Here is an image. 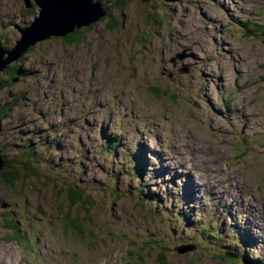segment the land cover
Returning a JSON list of instances; mask_svg holds the SVG:
<instances>
[{
  "label": "rangeland",
  "instance_id": "374dc122",
  "mask_svg": "<svg viewBox=\"0 0 264 264\" xmlns=\"http://www.w3.org/2000/svg\"><path fill=\"white\" fill-rule=\"evenodd\" d=\"M100 1L115 30L9 64L0 153L38 175L0 177V264H264V0ZM34 5L0 0L4 48Z\"/></svg>",
  "mask_w": 264,
  "mask_h": 264
},
{
  "label": "water",
  "instance_id": "95a60500",
  "mask_svg": "<svg viewBox=\"0 0 264 264\" xmlns=\"http://www.w3.org/2000/svg\"><path fill=\"white\" fill-rule=\"evenodd\" d=\"M24 8H31L34 3L39 7L38 15L29 26L12 27L20 33V39L11 49L0 43V73L11 61L17 60L28 50L30 45L50 37H63L75 29L88 27L107 15V9L100 0H22ZM150 0H142L148 2ZM1 88V86H0ZM4 166V157L0 154V169ZM177 248L179 254L186 252Z\"/></svg>",
  "mask_w": 264,
  "mask_h": 264
},
{
  "label": "trees",
  "instance_id": "16d2710c",
  "mask_svg": "<svg viewBox=\"0 0 264 264\" xmlns=\"http://www.w3.org/2000/svg\"><path fill=\"white\" fill-rule=\"evenodd\" d=\"M34 6H36V5H34ZM32 9H33L32 10L33 15H35L34 11H36V9L35 8H32ZM107 18H109V22H108L109 28L112 30H115V27H117V24L115 22V19L112 18V16H110L109 14L100 18L97 22H103ZM147 18L148 19H146V20H148L151 27L156 26V24L159 25L160 23L158 21L161 22V19H159V18L156 19L154 16L151 17L149 15ZM97 22L89 25L88 27H81L80 29H75L73 32L68 33L66 36L57 37V38H59L62 41V43L65 47H71L74 45L81 44L82 41L85 39L87 33L92 28V26L96 25ZM9 49H10V47H9ZM28 49H29V51L26 52L27 55L30 53H33L35 50V47L31 46ZM25 60H27V56H25V55L21 56L19 59L20 62H24ZM7 67H8V65H7ZM4 70L5 71H3V73L7 72V76L5 77L7 79H4V81L1 82V87H3V86L5 87V86H7V84H11L13 82L12 80H13V78H15V76L16 77L22 76L23 79H25L27 77L26 75H24L26 73V71L23 70V68L20 64H17L14 66H12V64H11V65H9V67L7 69L5 68ZM12 104L13 103L7 104L6 106H3L0 108V121L1 122L4 119L10 117V115L13 113L14 106ZM111 145H113V142H111ZM115 145H117V143H115ZM0 152H1V150H0ZM141 161L142 162L138 163V165L140 167L139 172H140V170H144L146 160H141ZM39 168H42V166H40ZM134 169H135V166H134ZM33 175H38V174L36 173L34 168L31 166V164H29V163H24V165L12 164L10 161H8L6 158H4V166L0 169V177L7 184L13 185V183L15 181L28 180ZM140 191H142V190H140ZM72 192L73 193H70V195L67 197V198H69V201L72 202V204H76L77 202L88 203L87 202L88 199H86L84 197L83 193H80V191H78V190H73ZM164 213H166V215H167L169 213V211L166 210V211H164ZM174 220H175V218H174ZM72 221L73 220L70 221L69 216H66V222L67 223H71ZM73 226H75V225H73ZM208 228H209V226L207 228L205 227L204 228L205 231L203 233H206L207 232L206 229H208ZM208 232H209V229H208ZM209 234H212V233H209ZM158 258H161V257H158ZM245 260H246V258H245ZM248 262H250L251 264H259L261 261L253 257V260H250Z\"/></svg>",
  "mask_w": 264,
  "mask_h": 264
},
{
  "label": "bare ground",
  "instance_id": "6f19581e",
  "mask_svg": "<svg viewBox=\"0 0 264 264\" xmlns=\"http://www.w3.org/2000/svg\"><path fill=\"white\" fill-rule=\"evenodd\" d=\"M33 4H34V3H33ZM31 22H32V21H31ZM19 39H20V38H19ZM10 49H11V48H10ZM13 61H15V60H13ZM11 62H12V61H11ZM11 62H10V63H11ZM237 99H238V98H237ZM218 101H219V100H218ZM224 101H225V99H224ZM232 101H233V100H232ZM237 101H238V100H237ZM219 103H220V102H219ZM239 105H240V104H239ZM243 105H244V104H243ZM240 106H241V105H240ZM236 109H237V108H236ZM230 111H231V110H230ZM238 112H239V111H238ZM240 114H241V113H240ZM233 115H234V114H233ZM236 118H237V117H236ZM236 118H235V119H236ZM226 119H227V118H226ZM225 136H226V135H225ZM200 137H201V136H200ZM192 140H193V139H192ZM200 140H201V139H200ZM202 142H203V141H202ZM194 143H195V142H194ZM169 145H170V144H169ZM168 148H169V147H168ZM208 149H209V148H208ZM243 150H244V149H243ZM193 155H194V154H193ZM192 157H193V156H192ZM202 172H203V171H202ZM199 175H200V174H199ZM211 176L215 178V174H214V173H212ZM195 177H196V175H195ZM197 178H198V176H197ZM202 183H203V182H202ZM225 208H226V207H225ZM204 211H205V210H204ZM206 214H207V213H206ZM208 215H209V214H208ZM228 225H229V224H228ZM239 233H240V232H239ZM239 235H240V234H239ZM259 239H260V238H259ZM252 244H253V243H252ZM259 245H260V244H259ZM259 247H260V246H259Z\"/></svg>",
  "mask_w": 264,
  "mask_h": 264
}]
</instances>
